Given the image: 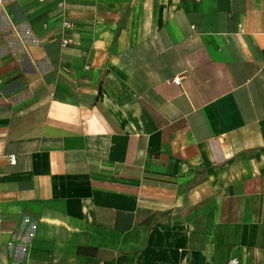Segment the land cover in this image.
<instances>
[{
    "label": "crops",
    "instance_id": "obj_1",
    "mask_svg": "<svg viewBox=\"0 0 264 264\" xmlns=\"http://www.w3.org/2000/svg\"><path fill=\"white\" fill-rule=\"evenodd\" d=\"M234 259L264 264V0H0V264Z\"/></svg>",
    "mask_w": 264,
    "mask_h": 264
},
{
    "label": "built area",
    "instance_id": "obj_2",
    "mask_svg": "<svg viewBox=\"0 0 264 264\" xmlns=\"http://www.w3.org/2000/svg\"><path fill=\"white\" fill-rule=\"evenodd\" d=\"M67 26H68V24H67ZM64 43H67V41H64ZM175 81H176V82H179L180 79H179V78H176ZM10 161H11V163L15 164L16 161H17V156H15V155H11V156H10ZM231 263H232V264H236V263H237V260H236V259L231 260Z\"/></svg>",
    "mask_w": 264,
    "mask_h": 264
}]
</instances>
